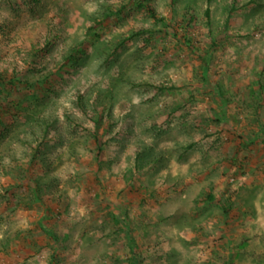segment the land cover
Instances as JSON below:
<instances>
[{"label": "rangeland", "instance_id": "rangeland-1", "mask_svg": "<svg viewBox=\"0 0 264 264\" xmlns=\"http://www.w3.org/2000/svg\"><path fill=\"white\" fill-rule=\"evenodd\" d=\"M0 120V264H264V0H0Z\"/></svg>", "mask_w": 264, "mask_h": 264}, {"label": "trees", "instance_id": "trees-1", "mask_svg": "<svg viewBox=\"0 0 264 264\" xmlns=\"http://www.w3.org/2000/svg\"><path fill=\"white\" fill-rule=\"evenodd\" d=\"M152 14L156 16V13H155L154 9H152ZM206 14H207V15L209 14V9L206 10ZM105 16H109V15H105ZM52 38H53V37H52ZM51 40H53V39H51ZM124 42H125V41L122 40V41L119 43V46H121ZM36 49H37V48H36ZM36 51L38 52V50H36ZM78 53H80L79 46H76V47H74V48L71 50L69 56L66 58L67 61L76 60L77 57H78V56H77ZM5 78H7V77L5 76L4 78H2L3 81L8 80V79H5ZM16 104H17V106L21 107V104L19 103V101H17ZM0 123H1V120H0ZM50 230H51V229H50ZM50 230L48 231L49 233H51ZM52 237H53V240L56 239V236H52Z\"/></svg>", "mask_w": 264, "mask_h": 264}]
</instances>
